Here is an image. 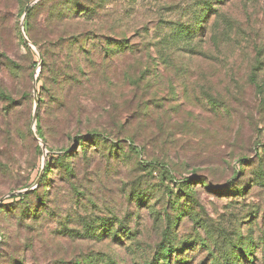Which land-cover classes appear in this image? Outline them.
Instances as JSON below:
<instances>
[{"label":"rangeland","instance_id":"374dc122","mask_svg":"<svg viewBox=\"0 0 264 264\" xmlns=\"http://www.w3.org/2000/svg\"><path fill=\"white\" fill-rule=\"evenodd\" d=\"M32 1L0 0L2 46L22 66L12 73L0 58V91L11 90L20 101L8 113L0 98V197L34 187L43 166L52 167L50 214L44 213L27 263L152 264L174 219L173 242L211 238L209 251L186 247L182 253L189 251V264H212V253L221 260L244 241H252L254 264H264V184L254 174L264 173V0H100V24L113 40L126 38L132 48L106 56L100 104L85 99L84 117L99 120L107 136L102 148L90 143L86 155L65 125L49 116L48 103L39 107V98L47 99L41 82L35 98L42 61L31 41V52L20 41V33L27 36L22 6ZM206 1L218 13L209 12L205 29L189 43L172 41L174 26L194 24ZM56 2L40 9L31 30L35 38L43 40L54 27L50 13ZM146 65L152 74L138 85ZM35 110L48 139L46 161L35 137ZM67 148L72 177L63 176L54 160ZM149 161L166 164L174 181L146 167ZM188 176L196 178L194 200L178 186ZM241 184L247 185L243 194L208 189ZM134 191L147 193V202L137 203ZM10 201L8 196L3 202ZM104 218L120 233L122 226L127 231L117 239L90 236L87 225ZM28 231L14 214H0L1 250L2 235L11 242Z\"/></svg>","mask_w":264,"mask_h":264},{"label":"trees","instance_id":"16d2710c","mask_svg":"<svg viewBox=\"0 0 264 264\" xmlns=\"http://www.w3.org/2000/svg\"><path fill=\"white\" fill-rule=\"evenodd\" d=\"M50 1L52 0H39L28 8L26 14V35L34 46L38 48L42 58V66L37 77V83L41 82L43 94L47 99L44 96L40 97L39 107H43L44 101L48 103L50 107L49 116L58 125H65L68 130L67 132H69L68 137L70 139L74 137L76 142L79 143L80 149H82L81 153L86 155L90 148V143H94L95 149L102 148L104 146L102 143L106 140L107 136L101 133L99 120H93L91 116L84 117L83 105L85 99L90 96L96 105L100 104L106 84L104 69L106 56H112L120 51H124L126 48L132 47L129 46L126 38L116 39L115 41L106 33L98 21V15H96L98 9L101 7L100 0H57L53 13H50V18L54 21V27L50 28V31L43 40L35 38L31 31L33 22L37 18L40 9ZM27 3L23 4L22 11L25 10ZM211 3V1L205 2L206 6L201 8V13L195 18L194 24L177 23L173 28L170 39L180 43H183V41L185 43L191 42L198 35V32L205 29L209 12L218 13V9L212 7ZM1 40L2 36L0 34V58L4 60L10 72L17 74L22 69V66L20 62L7 53L5 47L2 46ZM20 41L27 50L32 51L21 33ZM144 69L145 71L142 72L137 81L138 85L141 81L147 80L152 74L150 65H146ZM35 73V70H33L31 74L32 81ZM155 73L156 76L157 70ZM255 82L257 86L261 87L257 83L256 77ZM30 96L31 91H25L24 97L28 99ZM209 97L213 102H216L215 98ZM0 98L5 103L8 113L16 109L20 104V101L18 102L13 92L8 89L0 91ZM96 110L99 114L100 111ZM72 120L76 121L74 125H71ZM36 134L46 144L48 143L46 133L39 120L37 122ZM112 147H119V144L112 145ZM39 151L41 152V150ZM71 156L73 154L67 148L63 155L54 159L58 164L57 168H61L60 173L63 176L72 177L75 173ZM141 162L145 163L143 158ZM145 166L152 167L154 171L160 169L162 177H168L171 181H174L170 176L171 171L166 164L159 161H149ZM51 168V163L48 162L44 170V177L35 189L10 196V202H2L0 204V214H14L17 221L20 224H26L29 229L26 235H20L15 241L11 242L6 236L1 234L3 249L0 253V264L2 261L4 264H28V253L35 251V240L46 220L44 213L46 211L47 214H50L49 211L51 210L47 194L48 176L50 175ZM254 174L256 180L264 184V173L254 172ZM195 180L196 178L188 176L178 182L180 183L178 186L181 187L180 189L184 197L193 198L194 200ZM200 183L203 187L207 186L204 181ZM243 185L241 184L237 187L234 185L233 188L235 189L232 190L220 189L219 187L210 185L208 189L216 193L231 191L235 193L242 192L243 194L247 189V185L244 187ZM29 186L30 184H27L18 188H29ZM132 196H134V200L139 204L147 202V193L143 191H134ZM111 223L112 221L109 218L102 219L98 225L89 223L86 232L90 236H97L98 238L108 235L117 239L120 236V231ZM176 223L177 221L174 219L168 220V230L165 232L163 238L162 253L152 264H189V251L184 254L182 253L187 246L189 249L200 246L199 249L205 250L207 248L208 251L210 250V236H198L192 240L185 239L184 241L173 242ZM122 228L121 233H125L127 227L122 226ZM67 229L65 227V231ZM251 246L252 241L233 244L223 253L221 260L212 253V264H246V260H249L250 264H254V252ZM173 258L176 260L173 261ZM107 264L117 263L112 260Z\"/></svg>","mask_w":264,"mask_h":264},{"label":"water","instance_id":"95a60500","mask_svg":"<svg viewBox=\"0 0 264 264\" xmlns=\"http://www.w3.org/2000/svg\"><path fill=\"white\" fill-rule=\"evenodd\" d=\"M39 0H33L31 3H29V4H27L26 5V7H25V10H24V15H23V20L25 19V17H26V14H27V11H28V8L31 6V5H33V4H35L36 2H38ZM24 39H25V41L26 42H28V43H30V40H29V38L27 37V36H25V33H24ZM36 49V48H35ZM36 51L38 52V54H39V57H40V59H41V61H42V58H41V55H40V53H39V51L36 49ZM36 84H37V78H35V80H34V95H35V98H36V95H37V87H36ZM33 122L34 123H36L37 122V111L35 110V112H34V115H33ZM35 133V132H34ZM35 137L37 138V140H39L40 141V145H41V147H42V149H43V152H44V158H45V160L44 161H46V154H47V148H46V143L35 133ZM45 166V165H44ZM44 166H43V169H42V171H41V174L39 175V177L37 178V180L35 181V183H34V187H30V188H26V189H21V190H17V191H13V192H11V193H9V194H7V195H4V196H2V197H0V204L4 201V199L6 198V197H8V196H13V195H17V194H19V193H25V192H27L28 190H31V189H35L38 185H39V183H40V180H41V176H42V174H43V172H44ZM0 253H1V238H0Z\"/></svg>","mask_w":264,"mask_h":264}]
</instances>
